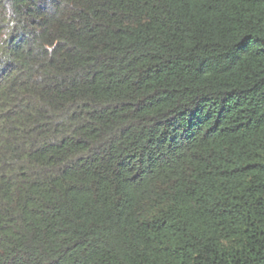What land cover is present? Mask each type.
<instances>
[{"label": "trees", "instance_id": "1", "mask_svg": "<svg viewBox=\"0 0 264 264\" xmlns=\"http://www.w3.org/2000/svg\"><path fill=\"white\" fill-rule=\"evenodd\" d=\"M0 264H264V0H0Z\"/></svg>", "mask_w": 264, "mask_h": 264}]
</instances>
